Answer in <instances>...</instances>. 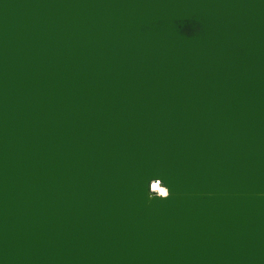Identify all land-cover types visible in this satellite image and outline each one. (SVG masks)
I'll return each mask as SVG.
<instances>
[{
    "label": "water",
    "instance_id": "obj_1",
    "mask_svg": "<svg viewBox=\"0 0 264 264\" xmlns=\"http://www.w3.org/2000/svg\"><path fill=\"white\" fill-rule=\"evenodd\" d=\"M0 264H264V0H0Z\"/></svg>",
    "mask_w": 264,
    "mask_h": 264
},
{
    "label": "bare ground",
    "instance_id": "obj_2",
    "mask_svg": "<svg viewBox=\"0 0 264 264\" xmlns=\"http://www.w3.org/2000/svg\"><path fill=\"white\" fill-rule=\"evenodd\" d=\"M150 193L151 194H166L167 187L162 181L157 179H152L150 182Z\"/></svg>",
    "mask_w": 264,
    "mask_h": 264
}]
</instances>
